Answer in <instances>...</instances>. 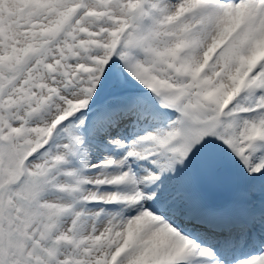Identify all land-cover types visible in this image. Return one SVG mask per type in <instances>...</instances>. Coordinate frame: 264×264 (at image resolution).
I'll return each instance as SVG.
<instances>
[{
    "label": "snow or ice",
    "instance_id": "1",
    "mask_svg": "<svg viewBox=\"0 0 264 264\" xmlns=\"http://www.w3.org/2000/svg\"><path fill=\"white\" fill-rule=\"evenodd\" d=\"M0 264H264V0H0Z\"/></svg>",
    "mask_w": 264,
    "mask_h": 264
}]
</instances>
